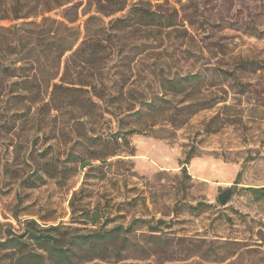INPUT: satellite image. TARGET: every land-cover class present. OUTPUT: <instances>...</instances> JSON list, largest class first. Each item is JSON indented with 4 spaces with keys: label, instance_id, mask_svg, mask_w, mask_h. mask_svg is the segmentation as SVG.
I'll return each mask as SVG.
<instances>
[{
    "label": "rangeland",
    "instance_id": "obj_1",
    "mask_svg": "<svg viewBox=\"0 0 264 264\" xmlns=\"http://www.w3.org/2000/svg\"><path fill=\"white\" fill-rule=\"evenodd\" d=\"M17 1L0 0V13ZM139 1L165 0L129 6ZM168 2L182 18L198 10L194 31L181 18L173 31L111 32L110 21L125 12L105 17L88 0L73 2L81 4L75 24L62 18L73 4L47 15L81 32L75 48L86 26L101 30L96 39L103 45L112 33L100 70L76 68L104 96L93 98L100 107L88 118L74 99L48 106L51 83L60 80L51 78L64 64L45 54L24 62L15 48L17 32L31 36L41 19L0 21V242L24 236L0 247V264H68L31 234L68 252L71 264H264V194L246 190L264 188V0ZM196 72L204 84L190 96L162 88L166 79ZM25 81L42 95L23 94ZM122 85L124 94L159 99L164 110L151 114L138 104L140 117L119 113ZM221 97L225 102L191 118L178 112ZM107 149L116 155L94 159ZM83 162L90 164L83 169ZM229 187L233 194L222 206L218 197ZM113 230L117 236L100 249L85 240Z\"/></svg>",
    "mask_w": 264,
    "mask_h": 264
},
{
    "label": "trees",
    "instance_id": "obj_2",
    "mask_svg": "<svg viewBox=\"0 0 264 264\" xmlns=\"http://www.w3.org/2000/svg\"><path fill=\"white\" fill-rule=\"evenodd\" d=\"M74 1L75 0H18L13 5L10 12L4 10L0 13L2 14L0 15V21L10 20V18L13 21L41 19V23L37 24L38 30L33 31L31 36L25 37L24 34L17 32V45L15 48L20 52L24 62H39V59L33 60L32 56L38 58L40 54H45V58L52 59L56 62V65H58L59 68L64 64V71L61 76L58 73L54 78H51L52 81L57 78L60 80L59 83L50 82L52 91L48 106L51 109H58L62 102L67 101L68 99H74L77 103L81 102L80 105L75 106L79 110L80 116L88 118L94 115L100 107L93 98L102 99L104 96H100L96 93V84L87 79L90 78L89 75L83 77L80 76L83 72L76 71V68L85 69L89 73L100 70L102 64L101 53L104 51L111 52V46H113L114 41L112 33H106L108 44L103 45V43L96 39L101 30H92L86 26L85 39L77 48H75L81 38V32L70 27L68 23L56 21L47 17V15L59 11L69 4H73ZM88 2L89 5L95 9V13L102 14L105 17H112L125 12V15L122 17L110 21L112 28H110L109 31L111 32L116 31L124 33L125 31L132 30L135 33H140L142 31L159 33L163 31H173L177 30L176 28L182 18L179 11L176 8H173L168 0H165L164 3H157L155 5H152L150 2L139 1L132 3L130 6L129 0H88ZM80 5L81 4L77 3L73 4L72 7L67 10L70 16L68 17L64 15L62 18L69 21L71 25L75 24L78 21L77 12ZM69 11L72 12L70 13ZM197 12L198 10L196 9L195 12L190 13V15L185 14L181 20L182 26H185L184 23L187 22L190 25V28L194 31L197 24ZM73 16H76V19H74L75 17L73 18ZM235 24L236 23L229 22L227 23V28L236 29ZM199 27H201V25H199ZM219 28L223 31L226 27L224 25ZM186 32L188 33L187 30ZM67 53L71 54L63 60V57H65ZM244 66H246V64ZM215 72L219 73L221 80L225 81V71H222V69H216ZM226 75H228V78H234L233 80L236 79L231 72L227 71ZM202 79L203 75L201 72L190 73L180 78L166 79V84L162 85V88L168 87L174 95L188 96L190 93L197 90L200 91L201 85L204 84ZM22 85L23 94H30L29 98L31 97L32 100H36L42 95L41 88L34 90V87H31V82L25 81L22 82ZM119 88L120 89L116 92L115 97L119 102V113H124L125 116L134 114V117H140V110H136L138 104L141 108L146 107L151 114H157L159 111L164 110L162 105L156 103L159 99H140L135 96V90L130 89L124 94L123 90L125 87L122 85L119 86ZM24 97L25 96H23V98ZM222 102H225V97L217 99H201L195 103H190L183 109H179L178 112H186V119H188L201 111L211 110ZM176 118L178 117L176 116ZM119 122L121 123L122 121ZM179 122L182 121H173L172 125L180 128L184 123L179 124ZM114 142L118 145V137H116ZM107 150L108 151L104 155H99V157H95L94 159L104 160L116 155V151L110 149ZM191 156L192 153L187 156L185 164H187L192 158ZM89 164L90 162H83L81 166L85 169ZM239 177L240 175L237 177L235 187L239 184ZM246 190L255 196H261L264 194V188H247ZM29 236L30 240L36 241L40 246H43V248L48 246L52 251H57L68 264H71L72 259L68 252L63 249H58L55 244L51 243V241H47L44 237H38L35 234ZM116 236V230H113L109 233L98 232L87 235L85 236V240L88 246L92 245L93 249H100L102 244H107L106 241H108L109 238H114ZM23 237L24 236L8 238L5 242H0V247L6 248L13 240H20ZM91 240L94 241L91 242Z\"/></svg>",
    "mask_w": 264,
    "mask_h": 264
},
{
    "label": "water",
    "instance_id": "obj_3",
    "mask_svg": "<svg viewBox=\"0 0 264 264\" xmlns=\"http://www.w3.org/2000/svg\"><path fill=\"white\" fill-rule=\"evenodd\" d=\"M232 194H233V189L230 188V187L227 188L225 191H223L222 194L219 195V197H218V200H219L220 204L222 206L227 205V203L229 202Z\"/></svg>",
    "mask_w": 264,
    "mask_h": 264
}]
</instances>
